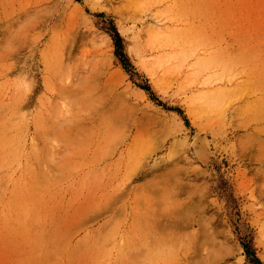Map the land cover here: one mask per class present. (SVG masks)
<instances>
[{"label":"rangeland","instance_id":"rangeland-1","mask_svg":"<svg viewBox=\"0 0 264 264\" xmlns=\"http://www.w3.org/2000/svg\"><path fill=\"white\" fill-rule=\"evenodd\" d=\"M256 261L264 0H0V264Z\"/></svg>","mask_w":264,"mask_h":264},{"label":"bare ground","instance_id":"bare-ground-1","mask_svg":"<svg viewBox=\"0 0 264 264\" xmlns=\"http://www.w3.org/2000/svg\"><path fill=\"white\" fill-rule=\"evenodd\" d=\"M99 35V34H98ZM100 43H102V44H107L108 43V38L105 36V35H100ZM180 53H183V49L181 48V49H179L178 51H177V56H179L178 54H180ZM151 65V64H150ZM225 251V250H224ZM226 252V251H225Z\"/></svg>","mask_w":264,"mask_h":264},{"label":"trees","instance_id":"trees-1","mask_svg":"<svg viewBox=\"0 0 264 264\" xmlns=\"http://www.w3.org/2000/svg\"><path fill=\"white\" fill-rule=\"evenodd\" d=\"M115 42H117V43L119 42L117 35H115ZM256 263L259 264L257 261H256Z\"/></svg>","mask_w":264,"mask_h":264}]
</instances>
